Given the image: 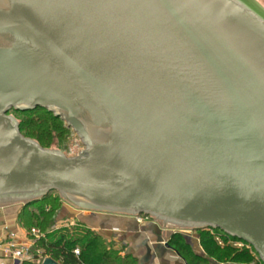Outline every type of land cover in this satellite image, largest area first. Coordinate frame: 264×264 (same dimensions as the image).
<instances>
[{"label":"water","instance_id":"1","mask_svg":"<svg viewBox=\"0 0 264 264\" xmlns=\"http://www.w3.org/2000/svg\"><path fill=\"white\" fill-rule=\"evenodd\" d=\"M37 107L78 136L76 155L21 134L9 112ZM50 191L219 230L264 264V6L0 0V206Z\"/></svg>","mask_w":264,"mask_h":264},{"label":"trees","instance_id":"2","mask_svg":"<svg viewBox=\"0 0 264 264\" xmlns=\"http://www.w3.org/2000/svg\"><path fill=\"white\" fill-rule=\"evenodd\" d=\"M11 111L29 113L18 120L19 130L21 134L37 141L44 148L53 143L51 135L53 132H56L59 139H64V135L68 133L75 134L62 119L45 109L37 107ZM51 193L57 194L54 191ZM51 193L48 192L41 199L22 205L19 213V220L24 227L30 228V223L34 222L41 225L44 236L35 242V247L40 248L44 256L53 258L58 264H136V260L130 254L121 255L120 250L114 248L112 243L107 242L101 234L82 222L71 228L52 229L53 209L50 206L54 204L56 198H51ZM35 205L37 209H34ZM208 231H212L213 235L207 234ZM197 232L202 234L200 245L206 253L205 256L193 252L187 243L179 239L181 236L177 232L169 239V243L189 264H263L254 250L246 244L242 243L241 248L228 244L232 239L223 232L207 229H200ZM214 236L222 237V245L217 243ZM76 246L79 248V255L73 253ZM253 254L256 256L255 260ZM22 264L40 263L26 260Z\"/></svg>","mask_w":264,"mask_h":264},{"label":"crops","instance_id":"3","mask_svg":"<svg viewBox=\"0 0 264 264\" xmlns=\"http://www.w3.org/2000/svg\"><path fill=\"white\" fill-rule=\"evenodd\" d=\"M22 205L13 202L0 206V264H12L6 252V241L11 232L15 233L18 241H29L27 231L19 220ZM84 212L89 213L82 215L87 226L114 244V248H122L121 253L130 254L136 264H189L169 243L176 231L154 219L138 221L135 216ZM192 248L197 254L201 251L199 244L192 245Z\"/></svg>","mask_w":264,"mask_h":264},{"label":"rangeland","instance_id":"4","mask_svg":"<svg viewBox=\"0 0 264 264\" xmlns=\"http://www.w3.org/2000/svg\"><path fill=\"white\" fill-rule=\"evenodd\" d=\"M257 1L262 6H264V0H257ZM9 114H13L19 120L20 118L28 115L29 113H14V112L10 111ZM51 135L53 138V143L48 148L62 150L63 152H65L66 156L76 155L82 148L80 140L76 134H72V133L65 134L64 139H59L56 136V132L51 133ZM50 193H51V191H50ZM50 195H51V198H56L54 201V204H52L50 206L53 209V223L51 224L52 229L57 230L60 228H71L72 226L76 225L78 222H82L87 226V221L83 220L82 215H86L89 213H85L84 211L78 210V209L68 205L67 203L62 201L61 198H58L59 197L58 194L51 193ZM42 197L43 196L37 198L36 200L41 199ZM34 209H37L36 205L34 206ZM149 219H152V218L151 217H146V219L142 218V221L143 220H149ZM30 225H29L30 228L35 227V228H38L40 231L44 232L41 229V225L38 222L30 223ZM30 228L25 227L27 232L29 231ZM175 231L177 232V234H180L181 237L179 239H181L184 243H187L191 250H193L192 245H195V244L200 245V238L202 235L201 233L194 231V230H190V231L186 230L185 231L186 233H183L184 231H180V230H175ZM207 234L213 235V232L208 231ZM215 237L216 236H214V238ZM221 238H219V237L215 238V240L217 241V243L219 245H222V239ZM41 239H43V238H40L39 240H41ZM39 240H36L34 242H37ZM234 242H235L234 240L233 241L229 240L228 244H232L238 248H241V245H238V243H234ZM117 250L118 251L122 250V248L118 247ZM123 254L124 253H121V255H123ZM199 254H203L204 256L206 254L202 247H201V251ZM252 256L254 257L253 260H255L256 256L254 254ZM43 257H45V256L43 255L42 250H40V248H37L34 245L30 246L29 261L40 263V261L42 260ZM209 260H211V258H209ZM251 264H254V263H251Z\"/></svg>","mask_w":264,"mask_h":264},{"label":"built area","instance_id":"5","mask_svg":"<svg viewBox=\"0 0 264 264\" xmlns=\"http://www.w3.org/2000/svg\"><path fill=\"white\" fill-rule=\"evenodd\" d=\"M135 217L138 221H141L142 218H146L147 216L138 215ZM26 235L27 237H29V240L31 242L18 241L15 233L12 232L8 235V240L6 241V252L9 254L12 264H22L24 261L29 260L30 246L34 244V241L42 238L44 236V233L40 231L38 228L32 227L29 229ZM234 243H238V245H242V243L239 241H235ZM73 253L75 255H79L80 251L77 246L73 249ZM42 260L40 261V264Z\"/></svg>","mask_w":264,"mask_h":264},{"label":"bare ground","instance_id":"6","mask_svg":"<svg viewBox=\"0 0 264 264\" xmlns=\"http://www.w3.org/2000/svg\"><path fill=\"white\" fill-rule=\"evenodd\" d=\"M185 232V231H184Z\"/></svg>","mask_w":264,"mask_h":264}]
</instances>
